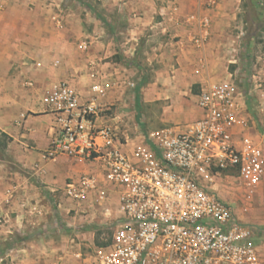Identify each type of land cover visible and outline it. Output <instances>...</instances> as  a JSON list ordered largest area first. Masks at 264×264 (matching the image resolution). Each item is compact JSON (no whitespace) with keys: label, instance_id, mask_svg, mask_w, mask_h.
<instances>
[{"label":"built area","instance_id":"obj_1","mask_svg":"<svg viewBox=\"0 0 264 264\" xmlns=\"http://www.w3.org/2000/svg\"><path fill=\"white\" fill-rule=\"evenodd\" d=\"M206 36L193 40L202 45ZM236 42L228 45V76L196 94L200 117L131 142L102 119L105 83L87 95L68 80L44 90L52 122L42 157L82 165L60 188L67 211L98 214L96 223L109 230L94 264H264V228L243 220L214 188L223 175L236 176L250 200L264 178V47L251 52L242 75Z\"/></svg>","mask_w":264,"mask_h":264},{"label":"crops","instance_id":"obj_2","mask_svg":"<svg viewBox=\"0 0 264 264\" xmlns=\"http://www.w3.org/2000/svg\"><path fill=\"white\" fill-rule=\"evenodd\" d=\"M78 1L0 0V132L12 138L9 147L15 149V159L34 168L29 184L15 171L11 178L17 182L8 186L7 174L0 173L2 215L7 199L14 203L19 194L33 190L34 177L52 184L62 181L63 186L65 175L82 170V165L73 167L67 162L69 167L63 160L61 166L59 158L42 157L52 117L45 113L41 98L52 83L68 80L86 95L96 81L105 83L108 92L101 99L104 111L124 97L122 84L129 77L121 70L128 71L126 65H158L154 78L143 88V105L150 108L166 107L165 98L183 97L194 84L200 88L209 80L227 77L228 45L234 41L232 26L242 0ZM12 9L33 15L29 19L34 23L6 32L5 17ZM206 34L202 45L194 42L195 37ZM84 41L87 48L80 49ZM198 67H202L200 74L195 72ZM103 111L102 119L107 122ZM185 112L192 114L190 121L201 116L196 105L168 113L161 121L168 125L184 122L178 117ZM6 229L4 224L0 231ZM80 235L86 234L81 231ZM55 239L51 236L50 244L46 243V250L54 257L51 264H78L81 246L75 238L64 236L60 245ZM40 248L45 246H23L20 250L33 255Z\"/></svg>","mask_w":264,"mask_h":264},{"label":"rangeland","instance_id":"obj_3","mask_svg":"<svg viewBox=\"0 0 264 264\" xmlns=\"http://www.w3.org/2000/svg\"><path fill=\"white\" fill-rule=\"evenodd\" d=\"M71 3L79 4L80 2L71 0ZM30 7L36 8L34 3H30ZM32 12L35 14V10ZM30 16L33 15L12 9L11 12L8 11L5 17L6 22L3 28L6 32L12 33L18 30L20 24L31 25L34 21L31 22ZM2 20L4 19L2 18ZM232 30L234 41L231 43L237 41L238 43L235 44H240L241 74L243 75L248 69L251 52L258 53L264 47V0H242ZM242 33L243 35H241ZM240 35L241 37H239ZM1 42L3 41L0 39ZM124 67L129 72L122 69L121 73H126L125 76L129 77L127 80L134 82L135 85L122 84L123 91H125L124 97L116 99L111 104V108L103 111L107 122L117 125L116 132L119 141L131 142L141 134L147 136L150 132L160 128L182 126L191 122L190 120L193 119L192 114L188 112L178 117V120L184 122L175 124H165L161 121V117L168 113L176 114L182 110V107L186 109L196 108L198 86L194 84L191 91L184 93L183 97L165 98L166 107H145L143 105V88L154 78L158 65L153 63L135 66L126 65ZM227 69L228 76V72L232 70V67L228 65ZM120 79H123V76ZM139 82L144 83L137 91L136 87ZM87 84L89 82L86 83V88ZM138 92L140 96L139 105L136 100ZM259 133L264 139V131L261 128H259ZM5 140L8 142L7 146L4 145ZM10 141L0 134V173L5 172L7 174L8 186L12 182H17L11 178L15 177V171L20 173L23 182L31 181L29 177L34 168L15 159V149L9 147ZM63 160H65L67 166L69 164H73V167L81 165L65 157L59 158L57 164L62 166ZM18 165L22 167L19 168ZM78 171L81 170H76L73 173L71 171L69 175H65V178L76 174ZM34 178L33 190L29 193L19 194L14 203L9 199L5 201L6 210L3 215L0 214V230L5 224L7 231H0V264H15L16 261H20L22 264H51L54 257H52L49 250H46V243L50 244L49 239L51 236L56 238L55 243L58 245L61 244L60 241L64 236L75 238L81 246V257H77L78 264H94L96 247L101 245L109 235V230L105 226L100 227L96 223L98 214L91 213L89 216H84L81 212H68L60 190L62 181L52 184L46 183L38 177ZM50 188L57 189V192L52 193ZM214 188L220 197L233 204L243 220L264 228V178L250 200L246 198L245 185L236 176L223 175L215 181ZM54 195L58 200H62L61 208L54 204ZM68 221H71L72 225L68 224ZM81 231L85 232L86 235H80ZM31 237H34V241H31ZM21 238L25 239L21 240ZM32 242H34L35 247L45 246V248H40L33 255L20 250L23 246L34 249Z\"/></svg>","mask_w":264,"mask_h":264},{"label":"trees","instance_id":"obj_4","mask_svg":"<svg viewBox=\"0 0 264 264\" xmlns=\"http://www.w3.org/2000/svg\"><path fill=\"white\" fill-rule=\"evenodd\" d=\"M143 83H144V82H139V83L137 84V87H136L137 91L140 90V88H141V86H142ZM139 98H140V96H139V92H138V94L136 95V100H137L138 105H139ZM0 134H1L4 138H6L8 141L12 139V138H11L7 133H5V132H0ZM7 143H8V142L5 140L4 145L7 146ZM24 239H25V238H21V240H24Z\"/></svg>","mask_w":264,"mask_h":264}]
</instances>
